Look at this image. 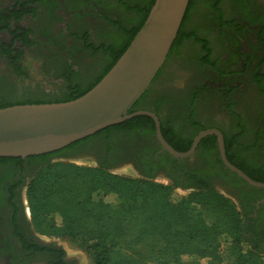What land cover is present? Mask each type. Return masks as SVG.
<instances>
[{
    "label": "trees",
    "instance_id": "obj_1",
    "mask_svg": "<svg viewBox=\"0 0 264 264\" xmlns=\"http://www.w3.org/2000/svg\"><path fill=\"white\" fill-rule=\"evenodd\" d=\"M154 3L155 0H149L145 9H138L143 12L142 19L135 25L136 27L127 43L123 47H121L123 44L121 43V48L118 51L116 50L113 61L101 75H95L90 82L82 84L76 81L79 73L74 69L72 70L70 65L67 75L63 78L67 86L62 95L55 97L30 95L17 98L14 96L5 97L0 94V109L14 105L70 102L88 93L105 77L125 53L145 23ZM219 3L220 1L215 5V8L220 13ZM196 5L197 0L190 1L182 28L172 48L174 51L181 40L195 39L203 44L204 50L208 54L205 61L209 63L211 51L208 41L202 39L196 32L185 34L183 37L184 23L188 21L191 15L190 12ZM220 22L223 21L220 20ZM121 29L124 30L125 27H121ZM84 40L89 41L87 38ZM87 47L95 50H111L103 46H90L89 43ZM1 54L10 60L13 57L10 48L1 51ZM19 59L13 57L11 65L17 74L21 76L23 70L20 69ZM147 93L142 97L143 99ZM140 101L142 102V100ZM140 101L133 106L129 114L137 111ZM156 114L159 116V113L156 112ZM190 120L191 129L187 135H179L169 126L161 128L165 140L179 152L188 151L194 138L201 131L215 128L214 125L204 124L196 120L195 116H192ZM140 128L144 129L140 132L142 135L149 134L156 137L155 124L153 120L146 116L135 117L122 124L109 127L99 132V134L108 133L113 129H122L129 132ZM235 130L237 133L229 141L225 137L228 160L253 180L264 183V162H252L246 160L242 155L232 154V148L240 146V136L245 133V127L239 121ZM91 139L92 137H89L60 151L41 156L0 158V168H4L0 171V200L3 198L6 202L8 189L12 183L21 181L22 187H25L28 180L41 167L49 165L51 160L55 158L68 157L69 153L78 150L82 147V144H88ZM240 148L244 152L249 149L248 147L244 149L242 146ZM197 150L196 156L203 161V166L218 164L224 173L232 178L234 185L240 189L241 202L256 203L263 201L264 189L249 186L236 174L226 169L220 158L216 136L205 137L200 142ZM165 155L169 163L177 165L178 159L172 157L166 151ZM108 170L109 168L105 165L91 170L89 175L90 189L84 201H79L75 196L67 194L66 191L70 187L66 183L53 191L38 190L33 191L32 194L29 191V204L33 220L38 222L42 229H55L54 221L57 222L59 218L63 224L59 230L60 233L72 240H81L87 249L93 250L95 252V264H147L151 262L153 264H201V261L206 258L209 259V264H223L222 257L226 247L225 244H221L219 241L221 237L229 239V243L240 251V255L234 264H264V232H258L259 229L254 223L256 222L255 218H250L252 211L244 213L238 205L237 210L229 200L219 195L211 185L200 181L199 174L184 173L183 177L185 179L191 178L198 181V183L197 188L191 194L183 197L180 202L158 203L155 195L160 189H163L162 187L153 186L145 181L111 176L107 173ZM168 176L173 180L172 188L182 187L178 179L179 176L176 178L171 171H168ZM144 178L149 180L153 176H145ZM95 192H101L105 196L112 193L118 194L123 200L120 210L113 212L103 207L99 209L93 207L91 202L92 195ZM57 194L62 197L58 198ZM260 207L259 216L264 211V202ZM194 208H198L200 212L193 215ZM205 216L210 217L211 222L209 224L206 222ZM48 217H52L50 223L47 222ZM91 219H95L97 228L88 231L87 225ZM129 220H133L132 228L128 226ZM144 250L146 252H143ZM123 251H128L130 255L118 261L112 260L115 254L117 255ZM185 257H190L192 260L186 261Z\"/></svg>",
    "mask_w": 264,
    "mask_h": 264
},
{
    "label": "flooded vegetation",
    "instance_id": "obj_2",
    "mask_svg": "<svg viewBox=\"0 0 264 264\" xmlns=\"http://www.w3.org/2000/svg\"><path fill=\"white\" fill-rule=\"evenodd\" d=\"M91 1L2 0L0 3V35L3 34V39L0 40V55H2L1 51L10 48L13 57L15 59L20 58L19 66L23 70L22 60L25 51L28 49L39 51L42 56L44 55L43 70L48 78L59 73L56 76L63 79L67 75L70 65L72 70H77L74 62H77L82 55V53L79 54L75 51V43H78L82 45L84 50H92L93 56L101 55L106 59V66L102 67L96 74L101 75L113 61L116 52L127 43L136 24H125L121 19L109 18L105 23L109 24L112 33L116 30L117 34L105 43L99 44L98 47H108L111 50H95L87 47L88 43L90 46H97L92 41V31L84 32L85 30L82 29L85 18L84 12L89 10L93 14L96 10L93 9V6L98 7L95 0L90 3ZM219 1L221 14L218 11L217 14L219 16L220 31L224 32L227 28L234 31L236 44L242 43L239 58L242 63L243 74L252 72L253 84L263 87L264 0H215V5ZM88 3L92 6L90 9L87 6ZM119 3L127 14L138 16L140 20L143 17V12L138 9H145L148 5V3H144L143 7L140 1L133 4L130 0H119ZM195 7L192 8L190 14ZM99 16L104 19L103 15L100 14ZM28 19L32 23H27ZM220 20L223 22H220ZM187 22L183 26V37L185 34L191 33L186 31ZM121 27H125V29L123 30ZM85 38L89 41H85ZM186 41L188 39L181 40L174 51L173 48L171 49L161 71H163L174 53L179 54V52H182L181 49H183ZM121 43L123 44L120 47ZM13 57L11 60L9 59L10 65ZM215 71L219 77L218 81L221 82L219 85L194 86L189 94L163 93L153 99L154 106L142 105L144 99L141 98L142 102L139 100L141 103L137 106V111L147 110L155 114L156 112L159 113L161 128L172 127L180 135L184 133L179 128V118L186 107L188 108L186 121L191 125L190 118L192 116L199 120L198 108L213 105L219 99L223 101L230 114L237 118V123L240 121L245 127V133L240 136L239 144L244 149H247V147L249 149L244 152L240 146H234L232 154L242 155L248 161L264 162V124L255 133L254 141L251 144H246L245 139L248 137V130L244 119L233 111V94L236 93L237 89H232L231 85L226 86L222 80L223 76H220L221 72L217 69ZM158 77L159 75H157L153 84ZM214 127L221 132L223 131L224 138H228V141L237 133L235 131L228 132L219 125H214ZM143 130V128H140L127 132L122 129H113L108 133H97V135L91 136L92 139L88 144H82V146L88 145L91 147V154L85 159L91 160L97 167L105 165L110 170H119L126 164H132L139 176H153L154 178L163 175L165 179L173 183L171 177L168 176V171H171L176 178L179 176L178 179L182 186L180 189L185 190L194 191L197 188L198 181L191 178L185 179L183 177L184 173L199 174L200 181L236 200L241 211L244 213L252 211L250 218H255L256 222L254 223L259 229L258 232H264V211L261 216L258 213L262 201L256 203L241 202L240 189L234 185L232 178L226 175L218 164L203 166V161L196 156L198 150L190 158L178 159L176 166L169 163L157 135L156 137L149 134L142 135L140 132ZM97 138L98 141H95ZM68 156H72V153H69ZM193 159L195 162L192 165L184 166L185 160L189 162ZM23 190L24 187H22L21 181L12 183L8 189L6 202L3 205L8 214L3 213L0 209V253H6L10 264H78L68 256L61 246L56 243H44L31 230L27 220ZM1 204L2 202H0V206Z\"/></svg>",
    "mask_w": 264,
    "mask_h": 264
},
{
    "label": "rangeland",
    "instance_id": "obj_3",
    "mask_svg": "<svg viewBox=\"0 0 264 264\" xmlns=\"http://www.w3.org/2000/svg\"><path fill=\"white\" fill-rule=\"evenodd\" d=\"M93 1V0H92ZM92 1L90 3H92ZM133 4H147L149 0H130ZM2 0H0V3ZM98 7L93 6L95 13L92 14L89 10L84 12V32L92 31V41L98 46L112 39L117 33H113L109 29V24L105 23L107 19H121L125 24L135 25L140 21L138 16L129 15L125 12L119 4V0H95ZM88 3L90 9L92 6ZM145 3V4H144ZM103 15L104 19L99 15ZM218 14L215 8V0H197V5L192 11L186 31L196 32L202 39L208 41L209 49L211 51L210 62L205 59L208 54L204 50L203 44L195 39H188L183 46L182 52L174 53L168 61L167 65L160 72L159 77L148 91L144 98L142 105L154 106V98L163 93L173 94H189L194 86H203L215 84L219 85V77L216 74V69L221 72L222 80L227 86H232V89H237L233 94L234 107L233 111L241 115L244 119L245 126L248 130V137L245 139L246 144H251L255 139V133L260 130L264 124V86L254 85L252 81V72L243 74L241 61L239 58V50L241 44H236L234 31L226 29L224 32L220 31V24L218 21ZM27 23H32L28 19ZM113 35V36H112ZM3 39V34L0 35V40ZM76 44V50L81 57L77 62L76 71L79 75L76 81L87 84L93 77L106 65V59L101 55L93 56L92 50L86 51L82 45ZM177 52V51H175ZM44 55L39 51L28 49L23 57V74L20 76L15 71L14 67L10 65V60L4 55H0V94L5 97L14 96L17 98L28 97L30 95H40L44 97H55L62 95L66 90V81L60 76L52 75L51 78L44 73ZM252 70V69H251ZM187 107L180 116L179 128L184 134L190 133V125L187 123L186 114ZM199 120L208 125H219L228 132L236 131L237 118L230 114L225 104L221 100L209 106L198 108ZM98 141V138L95 139ZM91 152V147L86 145L80 147L72 153V156L60 157L51 160L50 164L41 167L27 182L23 190V200L25 210L27 213V220L31 230L35 235L43 240L46 244L56 243L61 246L78 264H95V252L87 249L81 240H72L70 237L64 236L60 233L62 221L57 219L54 221L55 229H42L38 222L33 220L29 204V191L38 190H57V188L66 183L70 189L66 191L67 194L75 196L79 201L86 200L88 190L90 189L91 170L97 168L91 160L85 159ZM195 160L186 162L184 166H190ZM4 168H0V171ZM111 176H119L122 178L145 181L157 187H162L155 195L158 203L165 202H180V200L191 194L193 190H185L180 188H172L173 184L165 179L163 175L147 180L142 176H137L132 172H123V170H108ZM219 195L225 197L233 204L236 209L237 201L217 191ZM58 198L62 196L57 194ZM2 202L0 209L3 213L8 214ZM123 200L118 194L112 193L105 196L101 192H95L92 195V206L99 209L105 208L108 211H119ZM264 202V199L263 201ZM198 208H194L193 215L199 213ZM52 218V217H51ZM50 217L47 222L50 223ZM206 222L209 224L211 219L205 216ZM132 221H128V226L132 228ZM95 219L88 222L87 230H95ZM134 228V227H133ZM221 244H225V252L223 254V264H234L240 255V251L236 250L229 242L230 240L221 237L219 239ZM147 246H149L147 244ZM143 252H146L145 250ZM149 253V251L147 250ZM116 255V254H115ZM112 260L118 261L123 257H128V251H123ZM6 253H0V264H10ZM186 261L192 260L190 257H185ZM196 260V258H194ZM31 264V263H30ZM36 264V263H32ZM38 264V263H37ZM147 264H153L147 263ZM201 264H209V259H203Z\"/></svg>",
    "mask_w": 264,
    "mask_h": 264
},
{
    "label": "water",
    "instance_id": "obj_4",
    "mask_svg": "<svg viewBox=\"0 0 264 264\" xmlns=\"http://www.w3.org/2000/svg\"><path fill=\"white\" fill-rule=\"evenodd\" d=\"M191 0H155L150 13L113 68L88 93L64 103L14 105L0 109V158H28L60 151L76 142L139 116L154 121L157 139L176 159L195 154L207 136H216L224 166L249 186L264 189L227 158L224 134L217 128L201 131L186 152L164 138L159 117L147 110L129 114L147 93L165 65L182 28ZM123 172L138 173L132 164Z\"/></svg>",
    "mask_w": 264,
    "mask_h": 264
}]
</instances>
